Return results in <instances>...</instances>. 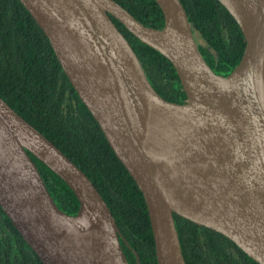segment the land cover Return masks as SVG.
Wrapping results in <instances>:
<instances>
[{
  "label": "water",
  "instance_id": "95a60500",
  "mask_svg": "<svg viewBox=\"0 0 264 264\" xmlns=\"http://www.w3.org/2000/svg\"><path fill=\"white\" fill-rule=\"evenodd\" d=\"M20 1L143 192L158 264H187L174 214L264 264V0H219L246 40L228 75L207 63L181 0H156L160 29L116 0ZM112 16L171 61L185 102L158 93ZM30 152L73 190L76 214L57 205ZM0 205L44 264H131L94 182L1 95Z\"/></svg>",
  "mask_w": 264,
  "mask_h": 264
},
{
  "label": "trees",
  "instance_id": "16d2710c",
  "mask_svg": "<svg viewBox=\"0 0 264 264\" xmlns=\"http://www.w3.org/2000/svg\"><path fill=\"white\" fill-rule=\"evenodd\" d=\"M147 26L163 28L156 0H116ZM198 48L210 67L228 75L240 63L244 34L219 0H181ZM137 51L153 87L167 100L187 94L171 61L143 43L112 16ZM0 95L51 139L90 177L111 208L131 264H158L143 192L117 157L99 123L80 98L50 40L20 0H0ZM57 205L79 210L73 190L30 152ZM187 264H259L225 235L174 214ZM125 237V238H123ZM0 264H44L0 205Z\"/></svg>",
  "mask_w": 264,
  "mask_h": 264
}]
</instances>
